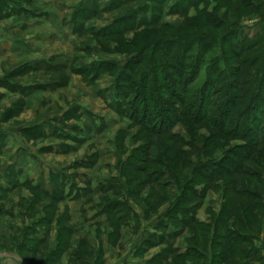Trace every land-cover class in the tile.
<instances>
[{
	"label": "rangeland",
	"instance_id": "374dc122",
	"mask_svg": "<svg viewBox=\"0 0 264 264\" xmlns=\"http://www.w3.org/2000/svg\"><path fill=\"white\" fill-rule=\"evenodd\" d=\"M0 261L264 264V0H0Z\"/></svg>",
	"mask_w": 264,
	"mask_h": 264
},
{
	"label": "crops",
	"instance_id": "0c3cea01",
	"mask_svg": "<svg viewBox=\"0 0 264 264\" xmlns=\"http://www.w3.org/2000/svg\"><path fill=\"white\" fill-rule=\"evenodd\" d=\"M0 264H5L4 262L0 261Z\"/></svg>",
	"mask_w": 264,
	"mask_h": 264
}]
</instances>
